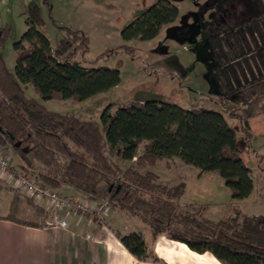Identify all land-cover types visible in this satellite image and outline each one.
I'll return each instance as SVG.
<instances>
[{
  "label": "trees",
  "instance_id": "16d2710c",
  "mask_svg": "<svg viewBox=\"0 0 264 264\" xmlns=\"http://www.w3.org/2000/svg\"><path fill=\"white\" fill-rule=\"evenodd\" d=\"M177 15L178 9L169 0L137 10L120 31L122 43L97 58L119 51L133 55L130 40L154 38ZM259 19L263 25L257 33L261 29L264 42V14ZM25 23L21 38L12 43V69L0 54V148L17 156L18 170L41 186L52 190L68 186L94 198H100L98 187L104 182V201L147 224L153 235L165 233L196 252L212 254L222 264H264V212L235 211L215 221L200 216L197 220L201 205L179 203L184 182L167 185L152 170L158 160L177 157L216 173L230 198L248 197L254 189L251 168L240 155L236 131L222 111L183 108L159 100H127L110 102L96 121L81 118L75 111L48 109L41 100L82 101L114 88L120 72L86 62L89 38L81 30L60 27L64 37L54 49L41 31L39 12L27 14ZM260 49L264 64V43ZM28 84L38 98L26 94ZM223 105V111L237 120L248 146L251 132L242 115ZM187 206L196 210L189 211ZM182 222L184 229L179 231L177 225ZM117 236L138 259L159 260L141 232Z\"/></svg>",
  "mask_w": 264,
  "mask_h": 264
},
{
  "label": "rangeland",
  "instance_id": "374dc122",
  "mask_svg": "<svg viewBox=\"0 0 264 264\" xmlns=\"http://www.w3.org/2000/svg\"><path fill=\"white\" fill-rule=\"evenodd\" d=\"M155 1L47 0L45 3L44 0H0V30L4 29L0 54L12 69V43L26 30L27 14L36 10L43 21L41 31L54 49L64 37L60 27L81 30L89 38L86 62L116 68L120 72L116 87L82 101L41 100L48 109L75 111L81 118L96 121L110 102L127 100H159L183 108L204 106L222 111L236 131L240 155L251 168L254 189L248 197L230 198L227 187L216 173L204 172L177 157L158 160L152 170L167 185L184 182L187 200H195L191 194H195V183L201 182L198 190L209 195L196 198V201L203 212L208 211L209 216L216 219L233 216L235 211L263 213L264 64L254 59L259 57L257 54L260 61L263 59L261 29L259 35L257 32L263 25L259 17L264 13V0H169L178 9V15L173 22L164 24L154 38L130 40L128 44L135 48L133 55L119 51L98 59L102 52L122 43L120 31L133 14ZM228 51L235 64H229ZM24 90L27 95L38 98L31 84ZM223 104L242 115L243 124L251 131L248 146L237 120L223 111ZM141 151L139 147L138 152ZM8 154L12 168L0 172V186L11 193V216L23 218L20 214L27 217L29 212L42 210L46 214L43 225L48 226L53 214L60 215L57 207L51 209L46 198L34 199L14 184L15 176L11 173L18 169L15 166L18 159L14 153L9 151ZM104 188L105 183L101 182L99 195ZM22 207L24 209L20 210ZM183 223L177 225L179 231H183Z\"/></svg>",
  "mask_w": 264,
  "mask_h": 264
},
{
  "label": "crops",
  "instance_id": "0c3cea01",
  "mask_svg": "<svg viewBox=\"0 0 264 264\" xmlns=\"http://www.w3.org/2000/svg\"><path fill=\"white\" fill-rule=\"evenodd\" d=\"M228 56L229 64H235L230 52ZM254 60L260 62V56ZM190 107L188 105L185 108ZM200 186L201 182L194 185L195 194H191L194 201L187 200L183 191L180 197L182 205H201L196 198L209 194L198 190ZM55 191L63 197L85 204H92V201L105 203L101 195L100 198H94L68 186ZM11 201V193L0 186V264H222L212 254L196 252L165 233L153 235L147 224L110 205L104 210L96 206L92 214L81 213L71 207H57L60 217L67 222L65 227H58L43 225L46 214L42 210L39 213L29 212L27 217L22 213L20 215L23 218H13L10 214ZM47 204L54 210L52 203L47 201ZM187 210L196 209L187 206ZM202 214L209 220L221 218L216 219L209 216L208 211L200 210L196 219L204 217ZM135 231L142 233L147 248L158 257V261L138 259L117 236L118 233Z\"/></svg>",
  "mask_w": 264,
  "mask_h": 264
},
{
  "label": "built area",
  "instance_id": "2783aa9c",
  "mask_svg": "<svg viewBox=\"0 0 264 264\" xmlns=\"http://www.w3.org/2000/svg\"><path fill=\"white\" fill-rule=\"evenodd\" d=\"M12 168V159L7 151L0 148V172L3 173L5 170ZM8 176L14 177V184L20 188L22 191L32 196L34 199H43L46 198L50 203L56 207H71L80 211L81 213H90L96 206L102 210L107 208L106 203L98 204L95 201H92V204H85L80 201H73L66 197L59 195L55 190H52L46 186H41L37 181L32 178L25 176L22 172L20 173L17 170L11 174L7 173ZM16 174V175H15ZM11 178V177H10ZM66 220L63 217H60L58 214H53L52 220L47 222L48 226H58L65 227Z\"/></svg>",
  "mask_w": 264,
  "mask_h": 264
},
{
  "label": "water",
  "instance_id": "95a60500",
  "mask_svg": "<svg viewBox=\"0 0 264 264\" xmlns=\"http://www.w3.org/2000/svg\"><path fill=\"white\" fill-rule=\"evenodd\" d=\"M19 143H17L16 145H18ZM27 149V147H23V150H26Z\"/></svg>",
  "mask_w": 264,
  "mask_h": 264
},
{
  "label": "flooded vegetation",
  "instance_id": "af4514ba",
  "mask_svg": "<svg viewBox=\"0 0 264 264\" xmlns=\"http://www.w3.org/2000/svg\"><path fill=\"white\" fill-rule=\"evenodd\" d=\"M263 14H264V13H263ZM263 14H262V15H263ZM260 16H261V15H260ZM253 29H256V28H255V27H253Z\"/></svg>",
  "mask_w": 264,
  "mask_h": 264
}]
</instances>
